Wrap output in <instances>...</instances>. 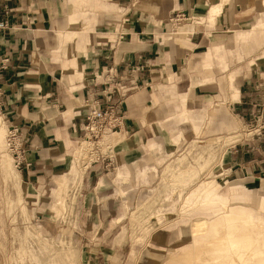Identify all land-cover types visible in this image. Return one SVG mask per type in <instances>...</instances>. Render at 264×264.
<instances>
[{
	"label": "crops",
	"instance_id": "0c3cea01",
	"mask_svg": "<svg viewBox=\"0 0 264 264\" xmlns=\"http://www.w3.org/2000/svg\"><path fill=\"white\" fill-rule=\"evenodd\" d=\"M177 10L191 21L172 26ZM0 21L7 23L0 30V118L24 137L28 166L16 170L26 205L71 181L91 108L113 106L123 119L111 166L81 172L76 264H152L123 241L125 219L177 156L199 159L209 140L259 129L225 152L230 172L260 179L264 0H0ZM108 140L114 143L113 135ZM7 215L0 264H12L17 239L26 235L23 225L14 234ZM44 229L36 223V232Z\"/></svg>",
	"mask_w": 264,
	"mask_h": 264
},
{
	"label": "rangeland",
	"instance_id": "374dc122",
	"mask_svg": "<svg viewBox=\"0 0 264 264\" xmlns=\"http://www.w3.org/2000/svg\"><path fill=\"white\" fill-rule=\"evenodd\" d=\"M1 122L0 118V226L8 214L14 234L21 229L16 227L26 228V235L20 242L17 239L11 254L12 264H38L39 260L76 264L72 231L76 227L74 212L81 192V172L85 171L77 166L76 158L69 183L60 182L52 189L53 194L37 205H26L18 171L5 149L6 128ZM202 125L206 131L208 123ZM259 132L254 128L242 135L209 140L199 159L194 154L177 156L165 169L160 186L125 219L128 227L123 241L140 247V257L152 260V264H264V172L256 171L258 182L230 172L229 154L225 152L231 142L250 141ZM120 138L114 134L112 144ZM214 145L216 151L212 152ZM254 158L259 160L260 155ZM192 159L199 164V171ZM237 178L242 179L249 202L218 192L226 191ZM38 212L43 215L36 217ZM37 222L43 224V233L35 231ZM151 251L156 255L147 256Z\"/></svg>",
	"mask_w": 264,
	"mask_h": 264
},
{
	"label": "built area",
	"instance_id": "2783aa9c",
	"mask_svg": "<svg viewBox=\"0 0 264 264\" xmlns=\"http://www.w3.org/2000/svg\"><path fill=\"white\" fill-rule=\"evenodd\" d=\"M173 26H181L191 19L180 10H177L169 19ZM7 27L5 21H0V30ZM6 68V60L0 62V72ZM122 116L113 106L91 108L88 112L82 134L81 146L77 152V166L86 171L94 163H101L105 167L111 166L112 153L115 144L108 138L122 130ZM5 149L10 155L16 169L28 166L25 161L26 148L24 137L20 130L13 126L6 129Z\"/></svg>",
	"mask_w": 264,
	"mask_h": 264
},
{
	"label": "bare ground",
	"instance_id": "6f19581e",
	"mask_svg": "<svg viewBox=\"0 0 264 264\" xmlns=\"http://www.w3.org/2000/svg\"><path fill=\"white\" fill-rule=\"evenodd\" d=\"M214 9V8H213ZM215 10H217L215 8ZM213 12V10L211 11ZM214 13V12H213ZM173 26V25H172ZM176 28V27H175ZM176 30V29H175ZM175 30H173L175 32ZM6 134V133H5ZM5 138V136H4ZM5 140V139H4ZM5 142V141H4ZM4 144V143H3ZM10 157V156H9ZM246 187L243 183L242 180H236L234 182H230L228 189L226 191H221V189L218 190V192L220 193V195L222 196H226V195H231V197L236 200V201H244L245 199L248 200V198L245 195L246 192ZM249 202V200H248ZM209 206H213V204H209ZM215 206V205H214Z\"/></svg>",
	"mask_w": 264,
	"mask_h": 264
}]
</instances>
